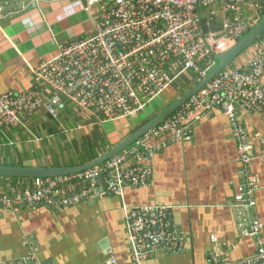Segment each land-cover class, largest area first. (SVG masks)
I'll list each match as a JSON object with an SVG mask.
<instances>
[{
	"label": "crops",
	"instance_id": "crops-1",
	"mask_svg": "<svg viewBox=\"0 0 264 264\" xmlns=\"http://www.w3.org/2000/svg\"><path fill=\"white\" fill-rule=\"evenodd\" d=\"M212 8L215 16L200 11L208 32V21L220 27L230 19L220 4ZM245 20L250 29L259 21L248 10ZM92 33L82 0H0V94L36 90L49 98L52 92L36 81L31 70L55 57L59 44ZM263 49L264 33L232 66ZM195 79L193 72H183L140 113L113 123L94 117L86 120L71 104L56 120L43 110L24 114L18 126L0 133V166L85 165L190 90ZM260 82L264 85V72ZM243 121L254 141L251 170L260 184L256 206L245 219L261 223L264 238V161L259 158L257 142L264 138V120L253 114ZM90 145L97 150L90 152ZM149 166L153 172L150 185L126 188L121 196L93 195L67 206L53 197L51 204L18 212L0 207V264H13L29 254L41 264H109L110 258L116 264H132L126 209L149 205L169 207L171 224L185 237V244L176 253L158 252L141 264H213L224 259L244 261L255 255V241L242 234L241 219L233 212L234 197L241 188L239 162L235 140L220 110L203 114L194 124L189 142L168 145L155 154ZM80 183H65L63 194L77 192L85 184ZM32 187V179L0 178V195L9 188Z\"/></svg>",
	"mask_w": 264,
	"mask_h": 264
},
{
	"label": "built area",
	"instance_id": "built-area-1",
	"mask_svg": "<svg viewBox=\"0 0 264 264\" xmlns=\"http://www.w3.org/2000/svg\"><path fill=\"white\" fill-rule=\"evenodd\" d=\"M82 1L92 21V35L59 44L55 57L31 70L36 81L52 92L49 98L36 90L0 94V133L18 126L22 115L39 110L56 120L68 104L86 120L113 123L134 117L183 72H193L198 81L205 79L215 67L214 58L248 33L247 10L255 20L264 17V0ZM216 3L230 19L223 21L219 32L203 34L200 11L215 16ZM263 72L264 49L218 73L170 116L103 164L78 174L32 179V189L9 188L0 195V207L18 212L51 204L53 197L67 206L93 195L121 196L126 188L148 186L153 175L149 161L155 154L170 144L189 142L194 124L218 109L237 148L241 188L233 212L241 219L242 234L255 241L256 253L244 261L224 259L213 264H264L263 226L245 219L256 206L260 184L251 170L254 141L243 121L253 114L264 120ZM257 142L264 161V138ZM72 180L85 184L75 193L63 194L64 184ZM125 220L132 264L146 262L158 252L176 253L185 244V237L171 224L169 207L127 208ZM13 264L41 263L29 254ZM109 264H116L114 258Z\"/></svg>",
	"mask_w": 264,
	"mask_h": 264
},
{
	"label": "water",
	"instance_id": "water-1",
	"mask_svg": "<svg viewBox=\"0 0 264 264\" xmlns=\"http://www.w3.org/2000/svg\"><path fill=\"white\" fill-rule=\"evenodd\" d=\"M211 27V33L220 31V27H216L214 22L208 21ZM207 20L202 19L200 21L201 31L203 34L208 33ZM264 33V17H262L257 24H255L248 33L238 39L236 43L225 53L217 55L215 59V67L208 72L205 79L198 81L195 79L194 86L182 94L178 99L173 101L166 108L159 113L153 115L148 120L143 122L140 126L134 129L124 140L118 143L115 147L110 149L105 154L99 156L95 160L81 166L73 167H7L0 166V178H23V179H35V178H54L67 175L78 174L87 169L101 165L106 160L113 156L123 152L129 146H131L138 138H140L149 129L155 127L161 123L164 119L170 116L176 109H178L188 98L198 92L206 82L212 80L218 73L231 66L233 62L247 49H249Z\"/></svg>",
	"mask_w": 264,
	"mask_h": 264
},
{
	"label": "trees",
	"instance_id": "trees-1",
	"mask_svg": "<svg viewBox=\"0 0 264 264\" xmlns=\"http://www.w3.org/2000/svg\"><path fill=\"white\" fill-rule=\"evenodd\" d=\"M95 148H96V149H95ZM93 149L97 150V147H93V146L90 145V152L93 151ZM106 152H108V151H105V152L103 151L102 154H105ZM92 158H95V159H96V158H98V157H97V155L95 154L94 157H92ZM92 158H90V159H92Z\"/></svg>",
	"mask_w": 264,
	"mask_h": 264
},
{
	"label": "rangeland",
	"instance_id": "rangeland-1",
	"mask_svg": "<svg viewBox=\"0 0 264 264\" xmlns=\"http://www.w3.org/2000/svg\"><path fill=\"white\" fill-rule=\"evenodd\" d=\"M179 97H180V95H177L176 99H178ZM176 99H175V100H176ZM102 153H103V152H102ZM102 153H101V155H102Z\"/></svg>",
	"mask_w": 264,
	"mask_h": 264
},
{
	"label": "bare ground",
	"instance_id": "bare-ground-1",
	"mask_svg": "<svg viewBox=\"0 0 264 264\" xmlns=\"http://www.w3.org/2000/svg\"><path fill=\"white\" fill-rule=\"evenodd\" d=\"M25 129V128H24ZM18 183V182H17ZM50 208V207H49ZM184 249V248H183Z\"/></svg>",
	"mask_w": 264,
	"mask_h": 264
}]
</instances>
